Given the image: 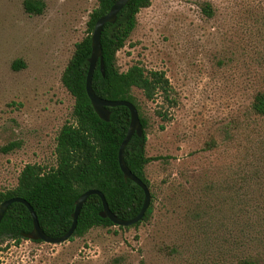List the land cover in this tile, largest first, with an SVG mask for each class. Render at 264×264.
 <instances>
[{
  "label": "rangeland",
  "instance_id": "rangeland-1",
  "mask_svg": "<svg viewBox=\"0 0 264 264\" xmlns=\"http://www.w3.org/2000/svg\"><path fill=\"white\" fill-rule=\"evenodd\" d=\"M43 1L37 16L0 0V190L27 165H56L75 105L61 78L98 5ZM137 19L117 65L165 72L174 99L135 90L147 155L168 158L146 169L152 219L62 245L7 242L0 264H264V117L251 110L264 92V0H153ZM11 143L21 146L5 153Z\"/></svg>",
  "mask_w": 264,
  "mask_h": 264
},
{
  "label": "trees",
  "instance_id": "trees-1",
  "mask_svg": "<svg viewBox=\"0 0 264 264\" xmlns=\"http://www.w3.org/2000/svg\"><path fill=\"white\" fill-rule=\"evenodd\" d=\"M117 1L98 0L87 23V34L76 44L73 56L62 75V84L74 98L75 105L72 122L66 123L58 133L56 165L51 168L39 164L27 165L21 172L16 187L0 190V205L14 198L26 200L34 209L42 230L52 238H59L70 230L76 202L90 190L103 193L112 213L122 220L135 218L144 205L143 190L125 178L119 164L120 148L131 123L130 110L123 106L109 108L110 121L105 122L95 112L86 90L93 31L96 23L110 12ZM152 1L132 0L119 13L115 24L105 26L101 40L104 74L99 63L93 77V89L101 99L128 101L136 106L144 134L142 137L135 135L132 138L125 150V162L132 173L148 186L152 199H155L146 169L149 164L168 158L147 155L149 122L143 116L135 90H139L148 101L162 97L173 105V88L163 71L147 70L137 64L122 72L117 65V55L135 31L138 15L151 7ZM23 7L29 15L39 16L45 11L43 0H24ZM207 9L211 8L207 6ZM24 68L26 65L20 60L12 65V69L16 71ZM251 110L256 116L264 117V92L255 95ZM20 146L19 143H11L4 148V152L10 153ZM102 211L101 198L91 196L80 213L78 226L71 240L85 237L94 228L114 227L109 219L100 216ZM153 213L154 203L151 201L144 220L133 227L138 228L149 222ZM33 229L29 209L24 204L14 203L0 224V247L7 242L19 245L23 241L33 240ZM237 264L259 263L254 259H244Z\"/></svg>",
  "mask_w": 264,
  "mask_h": 264
},
{
  "label": "water",
  "instance_id": "water-1",
  "mask_svg": "<svg viewBox=\"0 0 264 264\" xmlns=\"http://www.w3.org/2000/svg\"><path fill=\"white\" fill-rule=\"evenodd\" d=\"M132 0H118L115 5L111 8L110 12L103 18H101L95 26V29L92 34V55L89 60L90 67L89 72L87 75V83H86V90L87 94L89 96V99L91 100L92 106L99 116V118L105 122L110 121L111 112L109 111V108H116V107H126L130 110L131 113V123L130 127L127 133V136L125 140L122 143V146L120 148L119 152V164L120 168L125 176L126 179L131 180L135 184H137L144 192L145 194V201L144 205L140 211V213L131 220H122L118 218L116 215H114L108 205V202L106 200V197L103 193H101L98 190H90L83 194L76 202V209L73 214V224L70 228V230L63 236L59 238H52L49 237L41 228L40 223L38 221V217L32 208V206L24 199L21 198H14L11 200H8L0 205V224L2 220L4 219L8 209L14 204V203H21L24 204L30 211L32 218H33V224L34 229L32 232L33 240H40L47 244L52 245H62L68 241L71 240L73 235L75 234V231L78 226V220L80 213L87 202V200L91 196H99L101 198L102 204H103V211L100 214V216L103 219H109L115 226L128 228L133 227L140 222H142L145 218V215L150 208L151 201H152V195L151 191L148 188V186L137 176H135L132 171L128 168L125 162V150L127 146L129 145L132 138L137 135L138 137H142L144 134V129L140 120L139 112L136 108V106L128 101H107L104 99H101L98 97L93 89V77L94 73L96 71V68L98 64L100 63L101 70L104 74V60H103V51H102V34L104 31V28L107 24H115L118 18L119 13L131 2Z\"/></svg>",
  "mask_w": 264,
  "mask_h": 264
}]
</instances>
